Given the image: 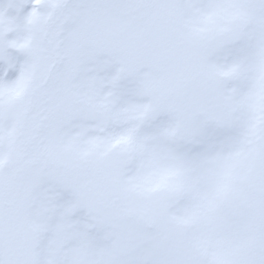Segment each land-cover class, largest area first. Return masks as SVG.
<instances>
[{"label": "snow or ice", "instance_id": "obj_1", "mask_svg": "<svg viewBox=\"0 0 264 264\" xmlns=\"http://www.w3.org/2000/svg\"><path fill=\"white\" fill-rule=\"evenodd\" d=\"M0 264H264V0H0Z\"/></svg>", "mask_w": 264, "mask_h": 264}]
</instances>
